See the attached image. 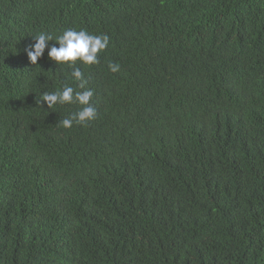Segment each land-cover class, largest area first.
I'll return each instance as SVG.
<instances>
[{"label":"trees","instance_id":"trees-1","mask_svg":"<svg viewBox=\"0 0 264 264\" xmlns=\"http://www.w3.org/2000/svg\"><path fill=\"white\" fill-rule=\"evenodd\" d=\"M235 1L141 21L155 1L0 0V264H264V0ZM68 29L111 39L75 62L84 89L25 52ZM64 86L93 91L95 120L65 129L81 106L40 104Z\"/></svg>","mask_w":264,"mask_h":264},{"label":"clouds","instance_id":"clouds-1","mask_svg":"<svg viewBox=\"0 0 264 264\" xmlns=\"http://www.w3.org/2000/svg\"><path fill=\"white\" fill-rule=\"evenodd\" d=\"M102 4L106 5V0H99ZM156 2L157 4L155 7L149 10V12L144 16L145 18L140 19L141 21L149 19L150 21H154L155 16H160L161 21H166L164 16L165 11L172 8L176 3L178 5L188 9L190 12L195 10L202 11L200 16H204L206 14L213 15L212 9L214 8L213 2L210 0H160V10L156 14L152 13L156 10L159 0H142V4L140 8L145 7L148 8L152 4V2ZM251 1V0H250ZM236 1L234 0V7ZM112 9H115L118 13L122 15H129L132 8H126L123 6L117 5H108ZM139 8V9H140ZM262 12V18L264 19L263 12H264V4L260 2L259 11ZM97 13H102V17L106 21H113L117 23H122L123 17L121 20L118 19L117 15L110 10L106 9V12H102L99 10H95ZM229 11H220L219 17H225ZM90 17H93L90 15ZM256 25L254 22L249 20L248 24H241L237 28L239 29L243 37L245 38L246 42H250L252 39V28ZM159 32V28H156ZM193 29L195 31V42L197 43L196 46H199L204 39H206L210 35V30L208 32H202L197 30L194 26ZM209 33V34H208ZM105 34V35H104ZM108 32L105 31L99 35H92L86 32L85 30L75 31L73 29L65 30L61 35L54 38L46 33H40L35 36L34 43L28 45L25 48L26 55L28 60L31 64H37V61L43 58L45 50L47 49L48 58L54 61L56 64H63L67 63L69 67H73L74 71L72 72V76L76 81L79 82V88L84 89L87 81L84 79L82 72L75 68V62L77 60L83 62L85 65H94L99 63L98 60V53L103 52L106 48L111 47V43L109 40L110 36H107ZM112 38V37H111ZM54 42V43H50ZM58 45V46H57ZM218 44L215 46L217 47ZM121 62H117V64L109 63L108 67L110 71L116 72L121 67L122 69L125 67L123 64L124 60H127L126 55L120 56ZM138 73L143 72L142 69L137 68L135 69ZM232 80L230 78H225L224 80H220L219 83L222 87H230V83ZM93 96L92 90H84V91H75L71 86H64L62 89L57 90L55 92H45L42 95V100L40 104H46L47 108H51L55 110L56 108L60 109V111L69 110L66 104L77 103L81 106L78 112L72 113L69 117L64 118L60 125L65 128L69 129L73 126L74 123L76 124H85L89 121H93L98 116L97 108L90 103L91 98ZM55 106V107H53ZM53 107V108H52ZM72 112V111H71Z\"/></svg>","mask_w":264,"mask_h":264}]
</instances>
